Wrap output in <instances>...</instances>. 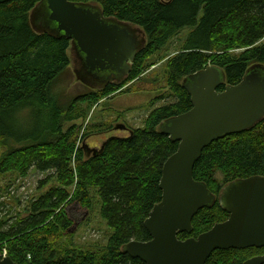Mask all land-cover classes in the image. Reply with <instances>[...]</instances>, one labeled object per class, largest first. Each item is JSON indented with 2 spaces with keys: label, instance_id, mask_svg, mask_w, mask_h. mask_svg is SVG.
<instances>
[{
  "label": "trees",
  "instance_id": "trees-1",
  "mask_svg": "<svg viewBox=\"0 0 264 264\" xmlns=\"http://www.w3.org/2000/svg\"><path fill=\"white\" fill-rule=\"evenodd\" d=\"M40 1L0 5V177L26 178L36 170L49 174L41 187L51 182L56 187L34 200L25 218H3L0 201V253L6 251L17 264H145L122 249L132 241L152 240L145 222L162 201L163 167L179 146L158 131L159 125L192 109L183 86L189 76L215 66L225 74L222 92L253 67H264V0H94L106 18L139 27L146 43L126 79L103 89L89 87L67 102L53 87L71 64V41L35 31L31 13ZM184 31L181 52L167 61L163 73L175 102L155 109L144 128L126 126L129 135L108 137L102 150L87 156L84 142L115 129L102 125L83 132L77 121H86L88 110L137 81ZM252 176L264 177V120L212 143L194 169V179L217 197L229 183ZM92 191L111 230L107 244L99 252L61 245L73 225L68 206L91 209ZM1 192L0 187V200ZM228 217L217 201L201 210L193 232L179 239L197 238ZM263 253L264 248L218 250L206 264H244Z\"/></svg>",
  "mask_w": 264,
  "mask_h": 264
},
{
  "label": "water",
  "instance_id": "water-1",
  "mask_svg": "<svg viewBox=\"0 0 264 264\" xmlns=\"http://www.w3.org/2000/svg\"><path fill=\"white\" fill-rule=\"evenodd\" d=\"M12 1L0 0V5ZM31 23L40 34L71 41L82 64L78 79L93 89L126 79L146 43L139 27L106 18L97 4L41 0L31 13ZM225 82V74L215 66L189 76L183 86L192 109L159 125L158 131L179 146L163 167L162 201L145 222L152 240L126 244L122 250L131 258L145 264H206L218 250L264 248L263 176L231 182L218 197L206 183L194 179L196 163L207 147L264 120L263 66L248 70L239 84L220 92ZM116 130L128 131L125 125ZM82 148L87 156L98 153L86 142ZM217 201L228 219L197 238L180 240V234L193 232L194 217ZM0 264L17 263L0 253ZM244 264H264V255Z\"/></svg>",
  "mask_w": 264,
  "mask_h": 264
},
{
  "label": "rangeland",
  "instance_id": "rangeland-1",
  "mask_svg": "<svg viewBox=\"0 0 264 264\" xmlns=\"http://www.w3.org/2000/svg\"><path fill=\"white\" fill-rule=\"evenodd\" d=\"M91 2L97 4L94 0ZM187 34L188 31H184L170 41L166 48L151 60V67L137 81L128 83L122 92L102 100L88 110L86 121H77V124L83 127V132L85 129L90 131L94 126L102 125L112 126L114 129L119 125L128 126L129 129H142L146 119L155 109L174 103V97L166 89L163 73L167 61L181 52ZM141 38L144 39L145 36ZM68 55L71 64L53 87L54 93L60 95L63 102L73 99L89 88L78 79L77 72L80 70L77 53L70 49ZM112 132L91 137L89 143L92 146L100 147L108 137H125L129 135L127 130ZM79 146H82V143ZM3 148V146L0 147V152H4ZM48 176L49 174H40L36 170H32L26 178H22L17 174L0 177V187L2 189L0 201L5 205L2 217L14 218V220L27 217V209L31 203L51 188L56 187L55 182L49 183L46 187L40 186L41 181L46 180ZM217 179L221 181L223 176L218 174ZM91 195V209H84L78 203L68 206V216L73 225L65 233V237L59 241L61 245H74L82 250L99 252L107 244L111 236V230L101 218L97 192L92 191Z\"/></svg>",
  "mask_w": 264,
  "mask_h": 264
},
{
  "label": "flooded vegetation",
  "instance_id": "flooded-vegetation-1",
  "mask_svg": "<svg viewBox=\"0 0 264 264\" xmlns=\"http://www.w3.org/2000/svg\"><path fill=\"white\" fill-rule=\"evenodd\" d=\"M92 0H84V1H80V2H77V3H91L92 4V2H91ZM78 66H79V70H81L82 69V64H81V61H80V59L78 58ZM115 131V130H114ZM129 132V131H128ZM90 140H91V138L90 139H88V144H89V146L91 147V148H95V149H101L100 147H102L103 145H101L100 147H95V146H92L89 142H90ZM264 255V253L262 254V255H255L254 257H260V256H263Z\"/></svg>",
  "mask_w": 264,
  "mask_h": 264
},
{
  "label": "built area",
  "instance_id": "built-area-1",
  "mask_svg": "<svg viewBox=\"0 0 264 264\" xmlns=\"http://www.w3.org/2000/svg\"><path fill=\"white\" fill-rule=\"evenodd\" d=\"M3 255V257H6L7 256V252L4 251L3 253H1Z\"/></svg>",
  "mask_w": 264,
  "mask_h": 264
}]
</instances>
